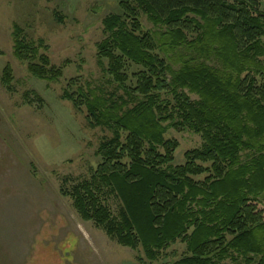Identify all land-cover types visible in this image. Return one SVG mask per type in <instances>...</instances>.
I'll return each instance as SVG.
<instances>
[{"label":"trees","instance_id":"16d2710c","mask_svg":"<svg viewBox=\"0 0 264 264\" xmlns=\"http://www.w3.org/2000/svg\"><path fill=\"white\" fill-rule=\"evenodd\" d=\"M114 1L124 15L105 18L110 35L99 44L98 58L129 99L67 81L63 99L86 107L90 126L116 136L99 148L103 162L93 180L63 195L84 220L123 246L142 247L148 260L180 240L188 254L173 264L229 258L264 264V0ZM140 10L166 30L157 36L145 31ZM14 36L15 56L34 77L63 78L64 66L52 64L43 40L28 42L18 26ZM181 48L191 53L180 54L175 68L171 55ZM135 65L139 69L130 71ZM11 76L8 66L5 84ZM171 128L194 130L204 140L178 166L172 165L178 143L164 137ZM246 151L252 155L243 162ZM105 193L123 203L119 222Z\"/></svg>","mask_w":264,"mask_h":264},{"label":"rangeland","instance_id":"374dc122","mask_svg":"<svg viewBox=\"0 0 264 264\" xmlns=\"http://www.w3.org/2000/svg\"><path fill=\"white\" fill-rule=\"evenodd\" d=\"M114 14L124 15L114 0H0V264H173L188 254L187 245L178 240L157 260H148L142 247L123 246L104 227L84 220L73 199L63 195L93 180L103 162L99 148L116 136L110 128L90 126L86 107L78 109L63 99L67 81L75 79L78 86H90L106 98L129 99L98 58L99 44L110 35L104 20ZM139 18L143 29L155 36L166 30L142 10ZM16 26L28 42L43 40L52 64L64 66L59 82L34 77L17 59ZM190 53L181 48L171 55L174 67L181 66L180 54ZM8 66L12 79L5 84ZM137 69L131 66L130 71ZM28 91L35 96H27ZM133 105L130 101L129 107ZM164 137L178 143L173 166L185 164L186 154L204 145L202 135L191 129L171 128ZM251 155L242 152V161ZM104 201L119 222L121 199L105 193ZM259 201L264 209V194ZM244 260L229 258L219 264Z\"/></svg>","mask_w":264,"mask_h":264}]
</instances>
